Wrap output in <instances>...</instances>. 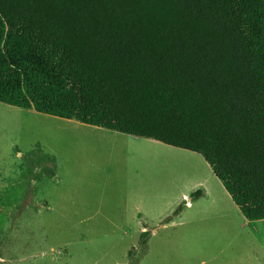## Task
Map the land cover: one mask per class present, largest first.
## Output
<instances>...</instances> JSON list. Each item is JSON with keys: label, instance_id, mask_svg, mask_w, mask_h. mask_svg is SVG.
I'll return each mask as SVG.
<instances>
[{"label": "trees", "instance_id": "trees-1", "mask_svg": "<svg viewBox=\"0 0 264 264\" xmlns=\"http://www.w3.org/2000/svg\"><path fill=\"white\" fill-rule=\"evenodd\" d=\"M0 103L200 154L264 220V0H0Z\"/></svg>", "mask_w": 264, "mask_h": 264}, {"label": "rangeland", "instance_id": "rangeland-1", "mask_svg": "<svg viewBox=\"0 0 264 264\" xmlns=\"http://www.w3.org/2000/svg\"><path fill=\"white\" fill-rule=\"evenodd\" d=\"M133 138L0 103V264H264V224L202 155ZM37 149L53 178L28 175Z\"/></svg>", "mask_w": 264, "mask_h": 264}, {"label": "crops", "instance_id": "crops-1", "mask_svg": "<svg viewBox=\"0 0 264 264\" xmlns=\"http://www.w3.org/2000/svg\"><path fill=\"white\" fill-rule=\"evenodd\" d=\"M35 112V111H34ZM117 133V132H116ZM119 133V132H118ZM140 137H135V138H133L135 141H140V140H138ZM220 181V180H219ZM222 183V182H221ZM225 191H226V189H225ZM228 193V192H227ZM229 194V193H228ZM203 196H205L204 195V193H203V195H202V197ZM202 197H200V198H202ZM191 206V207H190ZM189 206V210H191V209H193L194 208V203H193V205H190ZM238 207V206H237ZM188 210V209H187ZM237 213V215L239 216V217H242L241 219H243V224H244V226H247V227H249V226H252V225H254L253 223H251L250 221L248 222V220L243 216V214H240L239 213V211L238 212H236ZM241 215V216H240ZM260 224H264V220H261L260 221Z\"/></svg>", "mask_w": 264, "mask_h": 264}]
</instances>
